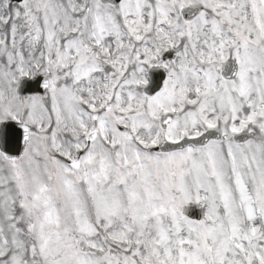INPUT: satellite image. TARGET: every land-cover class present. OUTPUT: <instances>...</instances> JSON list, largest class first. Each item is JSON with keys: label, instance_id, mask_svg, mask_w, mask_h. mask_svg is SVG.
Listing matches in <instances>:
<instances>
[{"label": "snow or ice", "instance_id": "snow-or-ice-1", "mask_svg": "<svg viewBox=\"0 0 264 264\" xmlns=\"http://www.w3.org/2000/svg\"><path fill=\"white\" fill-rule=\"evenodd\" d=\"M0 264H264V0H0Z\"/></svg>", "mask_w": 264, "mask_h": 264}]
</instances>
